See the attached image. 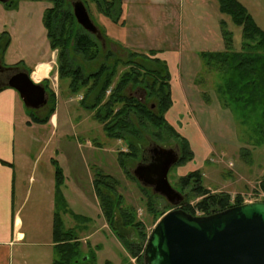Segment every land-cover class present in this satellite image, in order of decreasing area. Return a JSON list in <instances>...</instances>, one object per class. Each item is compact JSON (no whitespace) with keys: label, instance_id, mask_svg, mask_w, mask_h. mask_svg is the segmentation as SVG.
I'll list each match as a JSON object with an SVG mask.
<instances>
[{"label":"rangeland","instance_id":"374dc122","mask_svg":"<svg viewBox=\"0 0 264 264\" xmlns=\"http://www.w3.org/2000/svg\"><path fill=\"white\" fill-rule=\"evenodd\" d=\"M74 1L76 0H66L71 11V3ZM81 1L98 31L103 30L107 38H97L96 35L91 34L99 42L100 54L102 53L95 61H84L81 55L70 52L74 56L73 65L81 66L85 75L95 72L104 62L112 64L116 58L122 62L132 60L147 69H159V65L152 61L154 57L148 53L149 50L158 51L159 54L166 56L170 52L178 53V72L183 76L189 71H196L194 77L196 79L201 71L198 78L200 83H195L193 79L197 100V104L191 101L190 110L193 112H187L184 106L175 104L171 98L172 111L168 112L169 108L168 113L164 114L167 124L179 136L186 138L193 153L190 161L177 162L167 175L171 187L184 196L181 207L194 208L199 200L191 196L189 187L182 189L179 185L181 177L196 170L201 173L205 188L212 193H228L231 202L236 196H239L243 203L264 201V193L259 187L264 176V138L258 139V136L250 130L251 125L242 126L238 118L237 120L228 109L221 106L215 93L216 84L219 83L218 76L215 72L204 70L199 55L201 51L223 50L221 21L224 22V28L231 33L232 50L241 49L243 41L241 28L235 25L228 15L219 11L217 0H122L118 23L109 20L91 1ZM236 1L247 10L256 26L264 32V0ZM51 6L52 3L48 0H13L11 7L13 12L5 14V18L0 15V33L5 31L10 38V44L2 55L0 65L14 63L12 67L20 62L17 71L26 72L37 59L49 58L48 40L42 17L44 10ZM109 50L113 55L104 61ZM51 52H54V55L51 59L49 76L38 83L42 85L44 80H49V87L55 94L57 111L61 116L57 120V129L53 127L54 129L51 130L47 125L36 126L25 130L23 134L20 126L16 131L17 151L25 154L31 161L37 159V174H41L44 185L53 178V166L50 160L59 162L60 169L65 175L71 171L75 175L74 180L79 181L75 182V186L80 187V195L75 194L72 199L69 196L67 201L71 200L70 204L73 202V205L67 208L68 215H65V218L62 216V219L64 218L65 228L74 230L76 239L81 243V256L93 255L92 261L87 264H103L104 261H110L112 264H143V252L140 254L142 256L140 261L129 254L122 241L109 227L94 193L93 175L101 171L118 182L117 192L123 199L121 206L129 210L135 221L143 226L146 238L144 250L147 238L156 222L174 207L163 197L153 193L150 188L142 186L133 176L132 171L142 158H131L126 161L123 171L117 156L119 152L129 150L128 144L135 146L138 155L146 158L151 155L149 150L155 145L173 148L178 154L179 145L165 130L158 132L149 124L142 127L133 113L128 115V119L139 133L131 131L124 134L122 139L107 137L103 130L104 122L94 115L99 110L104 112L103 104L110 90L115 86L117 76L106 91L102 102L91 108L96 90L89 93L86 98L82 91L70 94L67 80L59 79L58 76L57 53L55 50ZM131 52L141 55L130 58ZM143 54L146 55L142 56ZM131 65L119 66L118 74L131 68ZM45 69L46 67H37L35 72L40 75L45 74ZM34 80L38 81L36 78ZM4 85L6 86V81ZM144 87V84L133 86L129 83L122 90L121 96L134 98L149 110L157 112V100L152 96L146 100L148 91ZM203 92L209 96L207 101L201 96ZM46 95L48 103L47 91ZM81 100H84V104H80ZM47 103L38 110H29L36 115L44 116L48 110ZM121 107L122 103H116L113 112ZM23 108L21 105L20 110ZM28 118L26 113V119ZM194 121L201 128L200 130L196 128ZM155 134H160V137L157 138ZM18 180L20 193H17L16 201L20 203L23 188L28 185V178L19 172ZM144 188L147 194L142 191ZM37 190L35 183L31 194L24 201L21 217L25 232L38 229V232L43 234L48 229L46 226L51 224L52 213L47 209V196L39 198ZM150 196L154 201L153 213L146 206V200ZM194 212L200 213L197 209ZM70 213L82 216L83 219L76 220ZM118 229L128 241H138L136 232L132 228L123 230L118 227Z\"/></svg>","mask_w":264,"mask_h":264},{"label":"trees","instance_id":"16d2710c","mask_svg":"<svg viewBox=\"0 0 264 264\" xmlns=\"http://www.w3.org/2000/svg\"><path fill=\"white\" fill-rule=\"evenodd\" d=\"M52 3L50 8L43 12L42 23L46 31V38L51 51L57 53V72L59 79L67 80V88L70 94L84 92V98L96 90V97L91 108H95L102 102L106 91L112 85L113 80L118 78L115 86L110 90L107 99L103 104V113L96 111L95 118L104 122L103 130L109 138L122 139L124 134L139 133L135 130L128 119V115L133 113L142 127L150 125L158 132L167 131L171 137L176 139L179 145V162L185 163L193 158L191 147L185 137L179 136L173 128L167 124L164 119L165 112L171 107V95L169 87V74L163 62L157 58L152 61L159 65V69H147L142 64L130 61H121L116 58L112 64L102 63L99 68L89 74H84L81 66H74V56L70 54H79L84 61H95L102 55L97 39L82 29L75 21L71 8L66 0H48ZM97 9L104 14L113 23H118L121 14L122 0H89ZM219 11L228 15L232 22L241 28L242 44L240 51L232 50V37L224 28V22H220L221 36L223 40V50L217 52L202 51L199 53L202 60V66L205 71L215 72L219 83L216 84L215 93L222 107L228 109L242 126H252L251 131L258 136V139L264 138V32L261 31L248 14L247 10L236 0H217ZM10 8L13 6V0L3 4ZM113 9V10H112ZM122 24V23H121ZM107 39L103 30L99 31L98 38ZM10 44L9 34L0 33V60L5 50ZM72 50V51H71ZM150 55H155V51L150 50ZM113 55L110 50L104 57L107 61ZM141 55L136 52L129 54L132 56ZM71 56V57H70ZM145 56V55H142ZM133 62V63H132ZM20 62L16 63L11 69H17ZM133 64V65H131ZM131 65L132 67L119 73V66ZM203 71V69H202ZM201 74L199 72L198 78ZM198 78L194 79L199 84ZM131 83L133 86L144 84L147 88V100L154 97L157 100V112L149 110L143 103L134 98L121 96L122 90ZM49 80H44L42 86L47 91L49 101L48 110L44 116L36 115L29 109H25L29 120L35 124H46L51 115L55 113L56 101L55 94L49 87ZM143 89V90H144ZM201 96L207 101L206 92ZM116 103H122L121 109L113 112V106ZM80 104H84L81 100ZM148 125V126H149ZM157 138L160 134H155ZM257 139V140H258ZM127 152H119L117 161L123 171L125 163L131 158L146 157L138 155V150L132 144H128ZM53 180L57 190L54 196V213L52 218V241L53 259L52 264H82L89 263L93 255L87 254L81 256L78 239L74 235V230L66 229L63 224L62 216L68 211L67 204L61 193V186L64 183L62 170L56 160H52ZM93 189L97 197L102 212L109 224V227L119 238L129 254L141 260V253L145 241V233L141 223L135 221L132 213L124 206H121L122 197L117 192L118 182L111 176L97 171L93 175ZM179 185L182 189L190 188L191 196L199 198L194 208L181 207L189 214L195 215L197 209L201 215H209L218 211H223L233 206L243 203L239 196H236L231 202L230 195L223 192H210L202 184V175L196 170L188 173L179 179ZM264 193V176L259 184ZM142 191L147 194L146 189ZM152 196L146 200L147 209L153 213L154 201ZM76 220L83 219L82 216L71 214ZM74 215V216H73ZM118 217V218H117ZM118 225V226H117ZM132 228L137 235L138 241H128L118 230ZM103 264H112L110 261H104Z\"/></svg>","mask_w":264,"mask_h":264},{"label":"water","instance_id":"95a60500","mask_svg":"<svg viewBox=\"0 0 264 264\" xmlns=\"http://www.w3.org/2000/svg\"><path fill=\"white\" fill-rule=\"evenodd\" d=\"M71 7L76 23L98 36L83 2L76 0ZM6 86L17 92L27 109L37 110L47 103L44 87L27 72H15ZM149 152V161L138 163L132 174L174 208L152 228L143 264H264V201L242 203L209 215L189 214L179 208L184 196L167 179L170 168L179 161L178 151L155 145Z\"/></svg>","mask_w":264,"mask_h":264},{"label":"crops","instance_id":"0c3cea01","mask_svg":"<svg viewBox=\"0 0 264 264\" xmlns=\"http://www.w3.org/2000/svg\"><path fill=\"white\" fill-rule=\"evenodd\" d=\"M11 12L13 10L0 3V15L2 17L5 18V14ZM48 49L50 53L49 58L42 57L37 59L32 67L28 69L33 81H35L34 78L38 80L35 82H39L49 76L51 59L54 55V52H51L49 48V43ZM155 52V55H152V57L163 62L167 68L172 101L177 105L184 106L187 112L190 111L192 113L193 111L190 110L191 101L197 104L195 98L196 89L193 84V79L197 72L189 71L186 76H183L178 72V53L170 52L166 56L159 54L158 51ZM13 64L9 63L5 64V66ZM37 67H46L44 70L45 74L42 73L40 75L36 73ZM21 105L24 107L15 90L4 84L0 85V264H52L53 246L55 245L52 241V218L54 213V196L57 190L55 189L53 178L52 180H48V184L44 185L41 174H37V159L31 161L25 154L17 151L16 131L20 126L23 129V134L25 130L33 129L36 126L47 125L51 130L54 129L53 127L57 129V120L61 116L57 111L58 106H56L55 113L50 116L47 124L30 123L29 118L26 119L25 108L20 110ZM172 108L168 112L172 111ZM197 109L199 108L197 107ZM194 124L196 128H200L195 121ZM57 163L59 165V162ZM19 172H22V176L28 178V185L25 189L23 188V192L21 193L22 201L20 203L16 201L17 193H20L18 189ZM62 174L64 183L60 190L67 202V208H69L71 204L73 205V202L70 204L71 200L68 202L67 199H69V196L72 199L75 194L80 195L81 189L75 186V182L79 181L74 180L75 175L71 171L67 172L68 175H65L62 170ZM35 183L37 184L39 198H42L44 195L47 196V209H50L52 213L51 224L50 226H46V229H48L43 234H40L38 229H32L28 233L25 232L24 221L21 217L24 201L31 194L32 186ZM77 197L79 198V196ZM65 215L68 214L65 213L63 215L64 218Z\"/></svg>","mask_w":264,"mask_h":264},{"label":"flooded vegetation","instance_id":"af4514ba","mask_svg":"<svg viewBox=\"0 0 264 264\" xmlns=\"http://www.w3.org/2000/svg\"><path fill=\"white\" fill-rule=\"evenodd\" d=\"M16 72V70L11 69V67H0V85L5 83L6 80H8V78L14 74ZM150 156L148 158H146L145 160L149 159Z\"/></svg>","mask_w":264,"mask_h":264}]
</instances>
